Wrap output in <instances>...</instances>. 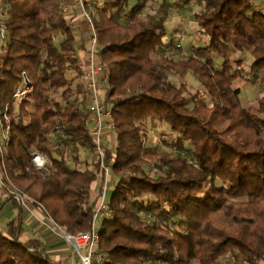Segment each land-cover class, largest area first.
<instances>
[{
    "label": "trees",
    "instance_id": "1",
    "mask_svg": "<svg viewBox=\"0 0 264 264\" xmlns=\"http://www.w3.org/2000/svg\"><path fill=\"white\" fill-rule=\"evenodd\" d=\"M61 2L5 0L0 113L6 109L11 135L4 161L14 185L30 180L25 190L32 204L67 231H87L89 190L101 168L82 84L73 89L65 76L68 68L80 74L83 64L75 33L58 13ZM177 2L199 6L193 20L207 36L179 59L152 56L166 42L174 45V37L167 40L163 21L138 15L145 0H116L98 9L97 21L93 17L104 46L98 53L100 96L111 104L115 135L105 162L113 153L118 179L108 203L112 216L100 230L99 246L109 260L103 264H223L224 256L231 264H264V94L243 107L240 90L231 87L240 73L237 54H249L247 72L254 78L264 69V12L256 0ZM125 10L128 22L121 24ZM215 56L222 58L219 67ZM166 71L193 73L199 87L191 92L184 83L177 86ZM23 75L33 90L19 103L14 122L13 95ZM149 120L169 128L176 148L189 142L188 157L146 147ZM32 151L48 156V172H27ZM85 152L90 159H82ZM5 228L0 264H68L51 258L37 237L21 239L20 206Z\"/></svg>",
    "mask_w": 264,
    "mask_h": 264
},
{
    "label": "built area",
    "instance_id": "2",
    "mask_svg": "<svg viewBox=\"0 0 264 264\" xmlns=\"http://www.w3.org/2000/svg\"><path fill=\"white\" fill-rule=\"evenodd\" d=\"M81 10L84 17L87 30L80 37L83 42V46L76 49L77 52H83L82 57L83 68L79 74V78L82 82L83 91L87 95V109L89 113V123L91 124L90 134L93 138L94 149L97 153L100 161L102 178V185L99 190L96 191L95 200L93 203L92 219L90 221V227L87 231H67L62 226H59L45 211V216L54 232L62 239V241L72 248V252L77 256L80 264H103L108 262L106 253L100 248V230L103 222L112 216L108 204L105 203V193L109 186H111L112 175V161L114 154H111V160L105 162V150L104 141L106 139L105 132L108 130H114V123L110 113V103H104L101 99V86L99 76V58L98 53L102 49L99 40L97 30L93 22V13L91 6L87 0H65L59 8V13L66 19V21L72 20L75 9ZM7 18V4L5 0H0V45H5L7 42L8 28L6 23ZM71 23V22H70ZM74 29L73 25L71 24ZM86 45V46H84ZM180 46L179 43L176 44ZM69 74L68 78L76 76V72L72 68L65 70V75ZM264 77V69H262L255 77L256 81L261 80ZM33 89L32 84L27 80H22L19 89L13 95V103L19 104L22 99L31 92ZM11 135V123L10 118L6 112V109L0 113V185L3 193L6 197H11L17 203L27 207L28 203H32L33 200L26 196L22 191L15 187L10 180L5 168L4 155L8 148ZM31 163L36 170H45L48 172V167L51 166V160L39 152H31ZM28 170V168H26ZM40 207H42L40 205Z\"/></svg>",
    "mask_w": 264,
    "mask_h": 264
},
{
    "label": "rangeland",
    "instance_id": "3",
    "mask_svg": "<svg viewBox=\"0 0 264 264\" xmlns=\"http://www.w3.org/2000/svg\"><path fill=\"white\" fill-rule=\"evenodd\" d=\"M64 1L65 0H62V2L59 5V8L64 3ZM87 1L91 6L93 17L95 21H97L98 9L102 8L105 5L108 7V5L110 6L116 0H87ZM145 1L146 4L139 10L138 15L142 17H151L156 20L163 21L165 24V32H166L167 40H169L171 36L174 37L173 38L174 45L168 44V42H166L164 45L157 47L156 51L152 53V56L158 54H167L169 57L173 59H179L191 53L194 47L202 46L207 40V36L204 35L199 30L192 16L194 12L199 11L200 9L199 6L195 5L194 3H191L190 6L188 7H181L180 4L177 2V0H145ZM130 3L132 4L133 1H131ZM59 8H58V13H59ZM256 8L264 12V0H256ZM110 10L114 12L116 10V7H112V9ZM128 13L129 11L127 10L124 13V17L122 19H118L119 23L126 24L128 22ZM98 40H100L99 34H98ZM99 43L103 49L104 47L103 43L101 41H99ZM176 43H179L180 46L177 47ZM235 57L241 59L240 60L241 62L237 66V68L240 69V73L237 76H235V78L233 79L231 83V87L238 88L240 90L239 99L243 107H249V106L253 107V105L255 104V97L264 94V77L261 80L256 81L255 78L247 72L248 71L247 65L251 59L248 53L237 54V56ZM214 61H215V67H219L222 58L219 56H215ZM166 74H167V78L173 81L174 83H176L177 86L181 83L186 84L191 92H193L196 88L199 87L197 77L196 75H193V73L175 74L172 73L171 71H166ZM68 75L69 74H66V79L71 88L75 89L76 86H78L79 84L81 85L79 74H76V76L74 75V77L71 78V80H69ZM54 97L56 99L60 97V90L55 93ZM18 105L19 104L17 103H13L14 122L15 121L17 122L19 120L17 118L19 117ZM27 109L30 114H34V115L37 114V112H35L32 109L31 105H28ZM26 121H29V117H26ZM145 125H146L145 126L146 132H145L144 144L146 147H148L149 149L155 147V149L159 151L165 150L173 154L180 153L182 156L188 157V152L191 149V145L189 144V142L184 141L182 143L181 148H176L173 145L175 135L169 130L167 126L160 124L157 120H153V121L149 120L147 121V123L145 122ZM110 131L114 134V130H110ZM16 149L18 150V153L21 152L19 148ZM81 155H82V159L85 158V156L88 159H90L91 157L90 156L91 154L86 152L81 153ZM154 160H155L154 156L148 158L149 163H153ZM27 165H28L27 172L32 173V170L37 171L32 166L31 160ZM79 167L81 169L84 168L83 164L80 165ZM145 169L147 170L148 168ZM111 177L113 178L111 179L113 180V185L109 186L105 193L106 204L109 203L111 193L114 190V186L118 180L117 177L113 175ZM97 179H98L97 181H100L101 177L99 176L97 177ZM29 182L30 180L23 179L20 182L17 183L15 182L16 183L15 187L18 189L20 188L19 189L20 191L23 190V193L26 194V196H31L29 192L25 190ZM183 227L184 224H182L181 226L182 230ZM220 260L223 264L232 263V259L228 256L221 257ZM191 264H195V263H191Z\"/></svg>",
    "mask_w": 264,
    "mask_h": 264
},
{
    "label": "crops",
    "instance_id": "4",
    "mask_svg": "<svg viewBox=\"0 0 264 264\" xmlns=\"http://www.w3.org/2000/svg\"><path fill=\"white\" fill-rule=\"evenodd\" d=\"M73 14L74 15L71 17L72 20H68L67 22L70 25L72 24L74 27L73 29L71 26V29L75 33V46L77 49L83 46V42L81 41L80 37L83 33H86L87 24L79 8L75 9ZM76 54L78 58L82 60L84 53L76 52ZM2 55L3 52L0 49V59ZM87 101L88 98L87 95H85L86 104ZM105 137V147L112 150L115 147V135L110 130H108L105 132ZM97 180L98 179H96V183L89 190V201L92 203H94L93 200H95L96 191L99 190L102 185V178L100 181ZM111 185H113V180H111ZM5 199L6 196L3 193L2 187L0 185V229L2 231L6 229L5 227L7 221L17 215L18 207L20 206L23 228V233L21 235L22 240H25L29 237H37L43 243L47 254L51 258L66 260L68 264H80L77 256L73 254L72 248L69 245L65 244L62 239L56 234V232L52 230L47 217L45 216V211L42 207L32 203H28L27 207H25L17 202V204H15L11 200L5 201Z\"/></svg>",
    "mask_w": 264,
    "mask_h": 264
},
{
    "label": "water",
    "instance_id": "5",
    "mask_svg": "<svg viewBox=\"0 0 264 264\" xmlns=\"http://www.w3.org/2000/svg\"><path fill=\"white\" fill-rule=\"evenodd\" d=\"M23 79H24V81H27V78L25 77V75H23Z\"/></svg>",
    "mask_w": 264,
    "mask_h": 264
}]
</instances>
